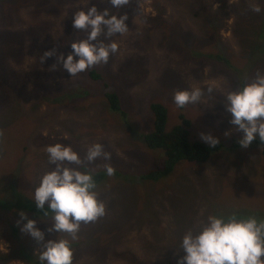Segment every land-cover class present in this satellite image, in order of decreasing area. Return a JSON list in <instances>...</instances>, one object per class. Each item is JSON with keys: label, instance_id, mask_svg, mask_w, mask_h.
Here are the masks:
<instances>
[{"label": "rangeland", "instance_id": "1", "mask_svg": "<svg viewBox=\"0 0 264 264\" xmlns=\"http://www.w3.org/2000/svg\"><path fill=\"white\" fill-rule=\"evenodd\" d=\"M241 1L246 2V13L257 14L254 6L264 8V0H136L126 14L128 31L98 38L119 45L108 64L93 67L102 81L91 79L90 68L71 77L57 57L61 52L66 56L73 41L87 36L73 27V14L92 4L106 9L102 3L109 6V0H33L16 7L10 17L0 10V30L8 31L13 42L9 50L0 45V264H30V257L39 258L43 250L44 241L22 231L21 211L36 219L45 241H71L72 264H178L184 255L178 243L186 232L198 231L209 214L236 212L264 218L261 144L253 141L241 147L244 133L232 125L225 104L228 92L252 82L258 72L264 74V42L256 38L254 47L248 48L247 33H237ZM34 2L40 8L35 9ZM203 4L224 10L218 42L198 22ZM261 17L252 19L260 22ZM164 25L175 26L168 30ZM257 27L258 23L253 29ZM185 30L198 41L186 37ZM252 33L254 38L256 32ZM194 46L199 55L195 58ZM50 49L56 53L43 60ZM205 54H221L234 66ZM105 83L120 94L128 126L111 112ZM192 88L203 90L201 100L181 110L173 95ZM10 97L13 101L21 97L19 104H6ZM152 102L167 105V130L184 111L192 121V140L204 141L202 134H211L224 148L207 162H180L156 183L138 182L140 169L165 161L161 150H150L142 137L152 130ZM57 142L71 145L82 158L95 143L111 153L110 160L100 157L88 165L97 174L96 191L106 214L82 223L74 241L66 233L48 231L52 215L46 221L11 204L4 206L15 191L34 201L42 176L55 167L45 148ZM109 163L116 169L111 177L104 172ZM9 183L13 184L5 189Z\"/></svg>", "mask_w": 264, "mask_h": 264}, {"label": "clouds", "instance_id": "2", "mask_svg": "<svg viewBox=\"0 0 264 264\" xmlns=\"http://www.w3.org/2000/svg\"><path fill=\"white\" fill-rule=\"evenodd\" d=\"M109 3L112 8L120 9L130 0H109ZM253 11L259 13L261 8L254 6ZM127 19L126 14H113L107 8L100 10L95 4L78 10L73 14V27L87 32V36L73 41L72 51L66 56L59 53L57 61L71 77L98 64H108L110 57L119 51L118 42L105 43L98 38L123 35L128 31ZM55 53V49L46 51L43 60ZM208 91L212 92L213 86ZM202 95L200 88L177 90L173 101L183 108L199 102ZM225 104L232 125L244 133L239 141L241 147L247 148L257 137L264 141V74L258 72L255 80L228 92ZM202 139L211 147L219 143V138L211 134H202ZM45 151L49 164L55 167L42 176L32 199L38 209L44 210L45 216L52 214L48 231L66 233L74 241L82 223H93L106 214V205L96 191L97 174L88 165L100 157L110 160L111 153L101 143L89 146L83 158L63 142L49 144ZM104 172L111 177L116 169L109 163ZM20 217L25 221L22 231L37 241H44L39 255L42 264H72L73 247L69 239L45 241V233L37 227L36 219L28 218L24 211ZM179 248L184 255L178 264H264V218L236 212L209 214L198 231L184 234Z\"/></svg>", "mask_w": 264, "mask_h": 264}, {"label": "trees", "instance_id": "3", "mask_svg": "<svg viewBox=\"0 0 264 264\" xmlns=\"http://www.w3.org/2000/svg\"><path fill=\"white\" fill-rule=\"evenodd\" d=\"M31 1L33 0H0V10L2 13H5L8 17H10V15L14 13L17 8L19 9L23 5H28ZM135 1L136 0H130V3L128 5L120 9L112 8L111 4L107 6L106 4L104 5L103 3H102V7L104 6L108 7L107 9H109L111 13L116 12L121 15H124V14H129V11L133 9ZM33 5L35 9L40 8L38 2H34ZM237 7H239V12H238L239 18H237L236 21L237 24L236 29H238L237 33L239 30H242L244 34L247 33V35L249 36L248 48L250 46L252 48L254 47L256 38H260L264 42V8H261V12L257 13L260 16H262L261 17L262 20L258 22L252 19V17L257 16V14H254L252 12L246 13V2L241 1L240 6ZM223 15H224L223 9L219 11H214L211 6L204 4L201 5L199 12H197L196 15L198 18V22L201 24L203 29L205 28L208 30V32H211L212 39L217 40V42L220 41L221 39V28L223 26V17H224ZM257 23H258V27L256 29H253L257 25ZM164 26L166 29L171 30L175 25L173 27L169 25H164ZM252 31L256 32L254 38ZM7 32L8 31L0 30V45L5 50H9L13 46V42L6 36ZM184 32H185L184 35L186 37L198 41L199 37L193 34L192 32L188 30H185ZM169 38L171 37L169 36ZM19 52L22 53V50H20ZM191 53L193 55V58L199 56L195 46L191 48ZM205 55L211 59L216 58L219 61H224L226 63L224 56H222L221 54H219L216 57L215 56L213 57L211 54H205ZM227 60H228V64L226 63L227 67L234 66V64L231 63L229 59ZM88 74L91 77V79L94 81L104 80V77L96 68L93 67L90 68ZM104 86L106 88L105 96L111 112L119 114L122 118L123 124L125 123L126 126H128L127 125V122L129 123L128 111L122 105L120 94L118 92L112 91L107 83H105ZM13 90L18 94V91H16L14 88ZM20 99L21 97L18 98L17 101H13L12 98L10 97L11 101L7 102L6 104L11 102V104L16 103L17 105L19 104ZM183 108H181V110H183ZM150 109L154 117L152 130L148 131L147 133H144L142 137L144 138L145 146H147L150 150H156V149L161 150L159 152L162 155L163 161L164 159L165 161L163 165L158 167L148 166L143 169H140L136 177L138 182L145 184H150L152 182L156 183L162 180L164 177L171 174L175 169L176 165L179 164L180 162L184 161L187 162L188 164L194 162H207L211 159L213 154L224 148V145L221 142H219L215 147H211L205 141L199 139L192 140L191 130H190L192 121L184 113V111H180L178 122L175 123L170 130H167V122L169 120V109L167 105H165L162 102H152L150 104ZM9 123H11L10 119H9ZM254 141L257 142V144H261V153L264 157V141H261L258 137ZM147 151L151 152L149 150ZM95 179L97 180V176H95ZM11 184L13 183H9L7 184V186H4L5 189L6 187H9ZM10 204L14 207H19L32 215L38 216L42 220L47 221L52 215L51 213H49L47 215V218H45L44 210L38 209L36 207L35 201L26 198L22 193H19L17 191H15L12 194L11 198L8 201L5 199L4 206ZM178 244L180 246V243ZM180 252L183 254L182 249L180 250ZM30 261H31L30 264H42L39 258L35 259L34 257H30Z\"/></svg>", "mask_w": 264, "mask_h": 264}]
</instances>
